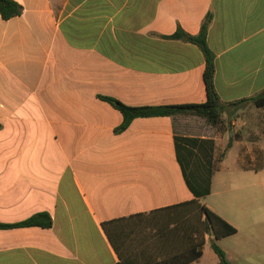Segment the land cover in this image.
Masks as SVG:
<instances>
[{
  "label": "crops",
  "instance_id": "crops-1",
  "mask_svg": "<svg viewBox=\"0 0 264 264\" xmlns=\"http://www.w3.org/2000/svg\"><path fill=\"white\" fill-rule=\"evenodd\" d=\"M0 14V264H220L205 206L236 227L232 264H264V0H15ZM224 105L134 119L128 106L207 101L200 32ZM210 175L198 197L196 179ZM195 178V179H194ZM202 255L198 257V253Z\"/></svg>",
  "mask_w": 264,
  "mask_h": 264
},
{
  "label": "trees",
  "instance_id": "trees-1",
  "mask_svg": "<svg viewBox=\"0 0 264 264\" xmlns=\"http://www.w3.org/2000/svg\"><path fill=\"white\" fill-rule=\"evenodd\" d=\"M23 12V7L15 0H0V14L8 20L16 16H20ZM211 23V15H208L202 23L200 32L197 35H191L184 31H177L171 38L182 39L184 41L197 45L204 53L206 60V67L204 72V79L207 89V101L204 103H188L177 105H160V106H128L117 99L105 97L114 107H116L123 115V123L119 127V131L128 128L131 122L136 118L141 117H155V116H198L204 118L208 123L221 129L224 124V105L217 93L215 87V56L208 45V30ZM254 104L258 107L264 108V93L251 98ZM1 127V124H0ZM195 179V178H194ZM191 189L196 196H207L211 191L210 175L199 180L196 179L194 184H190ZM206 214L204 223L208 232L215 234L216 240L233 235L237 232L236 227L223 220L220 216L209 210L207 207H202ZM39 226L42 228L52 227V218L48 213H38L28 218L27 220L16 224H0V228L12 227H31ZM212 241V248L220 258V264H232L224 250L217 244V241ZM202 255V251L198 253V257Z\"/></svg>",
  "mask_w": 264,
  "mask_h": 264
},
{
  "label": "rangeland",
  "instance_id": "rangeland-1",
  "mask_svg": "<svg viewBox=\"0 0 264 264\" xmlns=\"http://www.w3.org/2000/svg\"><path fill=\"white\" fill-rule=\"evenodd\" d=\"M258 107V106H257ZM260 108H262V107H260Z\"/></svg>",
  "mask_w": 264,
  "mask_h": 264
}]
</instances>
